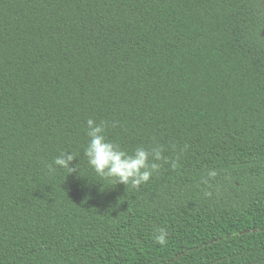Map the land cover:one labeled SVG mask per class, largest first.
Listing matches in <instances>:
<instances>
[{"label": "trees", "instance_id": "obj_1", "mask_svg": "<svg viewBox=\"0 0 264 264\" xmlns=\"http://www.w3.org/2000/svg\"><path fill=\"white\" fill-rule=\"evenodd\" d=\"M263 23L264 0H0V264H264ZM88 119L161 152L148 182L94 172ZM62 152L80 171L49 173Z\"/></svg>", "mask_w": 264, "mask_h": 264}, {"label": "clouds", "instance_id": "obj_2", "mask_svg": "<svg viewBox=\"0 0 264 264\" xmlns=\"http://www.w3.org/2000/svg\"><path fill=\"white\" fill-rule=\"evenodd\" d=\"M87 136L88 143L84 149V156L88 165L94 172L105 178L111 179L116 184H123L126 187H139L149 181L153 173L159 168V164L149 163L161 159V152L157 149L149 151L143 147H137L131 154L121 148L117 143L110 141L106 136V122L97 123L88 119ZM78 157L75 153L62 152L47 165L49 173L57 169H67L68 173H74L80 169L78 164L72 166V162ZM157 239L163 243L164 237L160 235Z\"/></svg>", "mask_w": 264, "mask_h": 264}, {"label": "water", "instance_id": "obj_3", "mask_svg": "<svg viewBox=\"0 0 264 264\" xmlns=\"http://www.w3.org/2000/svg\"><path fill=\"white\" fill-rule=\"evenodd\" d=\"M261 35L264 36V23H263V28H262Z\"/></svg>", "mask_w": 264, "mask_h": 264}]
</instances>
